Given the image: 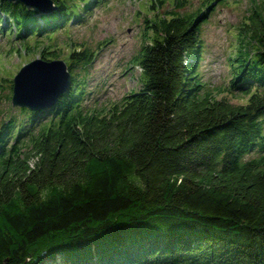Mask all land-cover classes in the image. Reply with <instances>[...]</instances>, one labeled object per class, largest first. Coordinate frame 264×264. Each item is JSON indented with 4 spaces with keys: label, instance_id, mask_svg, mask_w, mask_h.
I'll return each instance as SVG.
<instances>
[{
    "label": "trees",
    "instance_id": "1",
    "mask_svg": "<svg viewBox=\"0 0 264 264\" xmlns=\"http://www.w3.org/2000/svg\"><path fill=\"white\" fill-rule=\"evenodd\" d=\"M52 1L56 9L40 14L0 0V21L10 14L21 39L81 20L78 0ZM207 1L180 12L175 0L164 13L151 1L152 35L136 58L142 85L121 101L88 108L96 54L74 47L57 101L8 113L0 264H264V0L230 58L228 89L249 95L246 104L214 98L202 81L201 30L215 10ZM40 54L60 57L47 46Z\"/></svg>",
    "mask_w": 264,
    "mask_h": 264
},
{
    "label": "rangeland",
    "instance_id": "2",
    "mask_svg": "<svg viewBox=\"0 0 264 264\" xmlns=\"http://www.w3.org/2000/svg\"><path fill=\"white\" fill-rule=\"evenodd\" d=\"M151 1L153 0H88L89 5L85 9L82 6L84 0H78L80 21H69L66 28L59 29L53 35L35 33L21 39H17L16 27L7 18L8 24L4 27L6 34L1 38L0 33V84L3 85L0 90V125L10 111L18 112L13 109L18 106L12 103L11 86L14 76L26 63L37 59L45 60L40 54L45 46L54 48L56 55L60 56L57 60L62 62H65L74 47H89L94 51L96 57L89 69L87 95L84 98L89 109H97L98 112L103 106L119 102L125 95L138 91L142 85V77L136 58L142 45L152 35L151 30L146 32L144 21L146 12L149 15L156 13L151 8L148 11ZM162 1L155 0L159 13L177 9L175 0ZM222 1L215 0V10L202 25L204 53L200 67L201 78L214 98L225 97L235 104H246L249 95L239 90L231 93L228 89L233 76L230 58L233 61L248 41V37L241 33L240 25L261 0ZM207 2L179 0L178 11H196ZM4 14L8 16V13ZM60 67L61 65H55L47 68L57 71L55 69Z\"/></svg>",
    "mask_w": 264,
    "mask_h": 264
},
{
    "label": "water",
    "instance_id": "3",
    "mask_svg": "<svg viewBox=\"0 0 264 264\" xmlns=\"http://www.w3.org/2000/svg\"><path fill=\"white\" fill-rule=\"evenodd\" d=\"M14 1L23 2L28 8L38 13H46L56 9L52 0ZM46 8L49 9L47 10ZM39 60L26 63L14 76L12 92V103L14 106L34 109L45 108L55 103L59 94L64 92L70 85L71 74L65 62L61 60L52 62ZM55 65H61V67L55 69L57 71L47 68Z\"/></svg>",
    "mask_w": 264,
    "mask_h": 264
},
{
    "label": "bare ground",
    "instance_id": "4",
    "mask_svg": "<svg viewBox=\"0 0 264 264\" xmlns=\"http://www.w3.org/2000/svg\"><path fill=\"white\" fill-rule=\"evenodd\" d=\"M33 1H35V0H33ZM37 1V0H36ZM39 1V0H38Z\"/></svg>",
    "mask_w": 264,
    "mask_h": 264
}]
</instances>
